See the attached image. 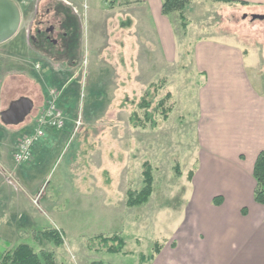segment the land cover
Segmentation results:
<instances>
[{"label": "rangeland", "instance_id": "obj_1", "mask_svg": "<svg viewBox=\"0 0 264 264\" xmlns=\"http://www.w3.org/2000/svg\"><path fill=\"white\" fill-rule=\"evenodd\" d=\"M82 1V10L92 14L87 19L82 14L84 23L74 4L58 6L64 12L59 29L70 33L64 44L69 52L50 46L55 51L50 54L68 56L66 66L44 60L26 44L0 60V71L11 73L0 84V111L22 97L34 102L24 122L8 125L0 119V253L29 244L36 252H51L55 264H147L166 241L202 220L193 177L200 153L199 93L206 76L195 69L194 44L210 39L240 46L243 71L259 90L264 20L251 17L264 15V7L192 0L186 27L174 14L173 58L145 20L141 24L126 16L118 4L109 9L106 0ZM49 5L33 0L29 7L34 18L38 13L36 22L45 18L57 26ZM29 26L25 21L24 30ZM55 37L65 40L58 31ZM37 81L47 97L42 108L35 97ZM50 89L60 95L64 125L57 139L46 127L30 160L18 164L14 152L36 128L35 117L48 105ZM167 94L165 107L171 111L165 118L158 104ZM143 98L150 101L148 110L140 107ZM147 111L155 124L141 126L133 116L147 121ZM145 163L152 167L153 191L145 203L130 206L128 192L144 187ZM55 227L64 233L62 245L40 235ZM113 235L125 241L120 253L108 251L98 238Z\"/></svg>", "mask_w": 264, "mask_h": 264}, {"label": "crops", "instance_id": "obj_2", "mask_svg": "<svg viewBox=\"0 0 264 264\" xmlns=\"http://www.w3.org/2000/svg\"><path fill=\"white\" fill-rule=\"evenodd\" d=\"M12 1L20 8L21 25L13 37L0 44V60L1 57L14 56L12 54L21 48L20 45L26 44L44 60L58 61L65 66L70 63L68 56L50 54L54 50L64 54L69 52L64 44L70 33L59 29L64 12L58 6L60 3L74 4L77 18L84 23L82 14L86 19L92 14L84 8L82 10L83 1L45 0L51 4L47 12L58 23L50 33L56 40L52 51L51 42L43 32H37V29L45 28L43 22L46 19L36 22L38 13L36 11L34 18L32 13L35 9L29 7L33 0ZM238 1L245 7H264V0ZM116 6L124 7L125 15L140 20L141 24L145 20L146 25L160 37L165 51L172 53L173 57L175 15H163L162 0H118ZM135 13L138 15H132ZM27 20H30V26L24 30ZM32 27L35 30L30 37L28 30ZM57 31L65 40L55 37ZM193 52L196 71L206 76L199 93L200 153L193 177L197 185L195 208L201 213L202 220L196 226L190 224L183 234L171 237L147 264H264V205L254 200L256 181L253 176L255 160L264 151V84L260 83L259 90L250 84L247 72L243 71L245 51L240 46L217 40H198ZM10 74L0 71V84H4ZM37 85L40 90L35 89V97L42 108L47 97L42 84L37 81ZM50 131L51 138L57 139V129ZM216 197H220L217 199L219 203H216Z\"/></svg>", "mask_w": 264, "mask_h": 264}, {"label": "trees", "instance_id": "obj_3", "mask_svg": "<svg viewBox=\"0 0 264 264\" xmlns=\"http://www.w3.org/2000/svg\"><path fill=\"white\" fill-rule=\"evenodd\" d=\"M192 0H162V13L163 15L171 17L175 13H178L177 19L181 21L184 27L187 26V16L185 14L186 8L191 3ZM218 2H240L238 0H214ZM108 6L113 8L118 4V0H106ZM130 2H127L129 4ZM241 3V2H240ZM244 5V3H241ZM171 98L170 94L162 99L158 106L159 110H162L164 117L168 118V111L171 109H166V100ZM140 107L148 110L150 107V101L143 98ZM139 114H134V119L139 122L141 126H146V122H151L155 124L154 120H151L150 113L147 111L145 118L147 121H142L138 118ZM144 187L140 191H129L128 192V202L130 206L140 205L145 203L153 191V172L152 167L149 163L144 164ZM253 176L256 181V186L254 189V200L258 204L264 205V151H261L254 163ZM220 197H216V203H219ZM41 237L53 241L57 245H62L64 243V233L58 228H48L44 229L40 233ZM101 242L107 246V250L112 253H120L125 247V241L119 235H113L111 237L99 236ZM144 258V257H143ZM146 259V258H145ZM0 264H55L53 255L48 251L36 252L29 244H19L13 249L4 250L0 253ZM91 264H105L102 261H94Z\"/></svg>", "mask_w": 264, "mask_h": 264}, {"label": "water", "instance_id": "obj_4", "mask_svg": "<svg viewBox=\"0 0 264 264\" xmlns=\"http://www.w3.org/2000/svg\"><path fill=\"white\" fill-rule=\"evenodd\" d=\"M245 17H247L245 15ZM251 19L264 20V15L253 14ZM21 25V12L19 6L12 0H0V44L13 37ZM34 102L32 99L22 97L12 101L7 109L0 112V119L5 124H19L26 120L32 112Z\"/></svg>", "mask_w": 264, "mask_h": 264}, {"label": "built area", "instance_id": "obj_5", "mask_svg": "<svg viewBox=\"0 0 264 264\" xmlns=\"http://www.w3.org/2000/svg\"><path fill=\"white\" fill-rule=\"evenodd\" d=\"M48 105L39 113L36 122L37 126L34 131L25 136L18 144L14 152V160L20 164L30 160L32 156V147L46 133V127L62 128L65 121V116L62 109L58 105L59 93L56 89H51L49 93Z\"/></svg>", "mask_w": 264, "mask_h": 264}, {"label": "flooded vegetation", "instance_id": "obj_6", "mask_svg": "<svg viewBox=\"0 0 264 264\" xmlns=\"http://www.w3.org/2000/svg\"><path fill=\"white\" fill-rule=\"evenodd\" d=\"M45 21H47V22H45ZM45 21L44 22L41 21V22L44 23L45 28L43 30L37 29V32H39V33H42L43 32L45 38H47L51 42V46H55V41L56 40L50 34V33H53L54 32L55 26L52 23H50L48 20H45Z\"/></svg>", "mask_w": 264, "mask_h": 264}]
</instances>
